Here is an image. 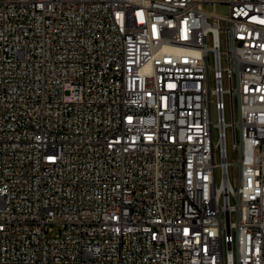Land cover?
Masks as SVG:
<instances>
[{
	"label": "built area",
	"instance_id": "obj_1",
	"mask_svg": "<svg viewBox=\"0 0 264 264\" xmlns=\"http://www.w3.org/2000/svg\"><path fill=\"white\" fill-rule=\"evenodd\" d=\"M228 4L0 0V264H264V0Z\"/></svg>",
	"mask_w": 264,
	"mask_h": 264
},
{
	"label": "rangeland",
	"instance_id": "obj_2",
	"mask_svg": "<svg viewBox=\"0 0 264 264\" xmlns=\"http://www.w3.org/2000/svg\"><path fill=\"white\" fill-rule=\"evenodd\" d=\"M207 8H210L212 11L217 12L219 14L222 15H226L229 12V5L227 3H222V2H218V3H213V2H207L206 3ZM225 86L227 87V83L225 84ZM226 101H227V110H226V118H227V122L231 121V111L229 108V96L226 95ZM213 119L214 121L217 120V112L216 109H213ZM226 133H227V140H226V145H227V155H228V161L230 162L229 165V177H230V181L232 182V184L235 186L238 182V177H239V168L233 164L235 161H237V159L239 158V151L236 150L234 148V140H233V134H232V127L228 126L226 129ZM216 140H217V134L215 135ZM236 141L239 143L240 142V135L238 133L237 137H236ZM220 151L219 149H217L216 152V160L219 162L220 161ZM217 175H218V181L221 178V173H220V169L217 170ZM232 203H234V197H232ZM232 219L235 220L236 219V214L234 213L232 216Z\"/></svg>",
	"mask_w": 264,
	"mask_h": 264
},
{
	"label": "crops",
	"instance_id": "obj_3",
	"mask_svg": "<svg viewBox=\"0 0 264 264\" xmlns=\"http://www.w3.org/2000/svg\"><path fill=\"white\" fill-rule=\"evenodd\" d=\"M202 4V7L209 13L214 14V15H222L219 14L217 12L212 11L210 8H207L206 3L207 2H213V3H218V2H222V3H227L228 4V0H199ZM229 5V4H228ZM229 13V12H228ZM227 15V14H226Z\"/></svg>",
	"mask_w": 264,
	"mask_h": 264
}]
</instances>
